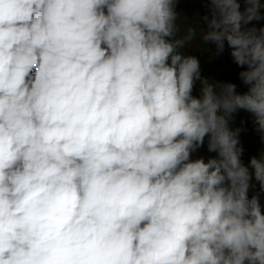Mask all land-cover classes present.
Listing matches in <instances>:
<instances>
[{
  "label": "clouds",
  "instance_id": "clouds-1",
  "mask_svg": "<svg viewBox=\"0 0 264 264\" xmlns=\"http://www.w3.org/2000/svg\"><path fill=\"white\" fill-rule=\"evenodd\" d=\"M202 2L243 93L179 0H0V264H264V0Z\"/></svg>",
  "mask_w": 264,
  "mask_h": 264
},
{
  "label": "trees",
  "instance_id": "trees-1",
  "mask_svg": "<svg viewBox=\"0 0 264 264\" xmlns=\"http://www.w3.org/2000/svg\"><path fill=\"white\" fill-rule=\"evenodd\" d=\"M243 7V5H242ZM177 12L181 13L186 20L182 23L181 33L183 35L187 27H195L197 29V37L189 45H187L182 51L187 55L196 56L200 61L201 75L202 77L210 78L218 82H230L237 85V92L243 93L247 91V86L243 85L239 79V72L244 70L237 66L230 56V49L225 44V50L222 54L216 55L215 45L209 43L205 45L201 40V28L207 30L206 24L201 21L199 26L197 22V16H203L206 13V5L202 0H179L176 6ZM264 12V10H262ZM183 19V17H182ZM257 27L264 25V20L259 22H253ZM200 82L197 81L193 90V95L199 97ZM231 126L233 128L239 127L242 129L240 133V142L244 148L242 160L245 164L253 155H259L261 151H264V144L260 141V134L255 131V124L253 123L250 113L243 110H239L234 114V121ZM215 153H209L207 151L206 144L199 149L196 153H193V158L203 156L207 159L210 156H214ZM253 183H256L253 180ZM259 191V185L256 183L255 188H250L249 196ZM261 203L264 204V193L261 194Z\"/></svg>",
  "mask_w": 264,
  "mask_h": 264
}]
</instances>
